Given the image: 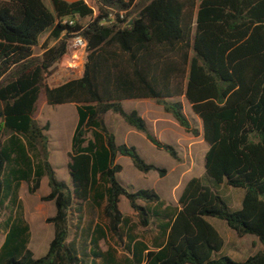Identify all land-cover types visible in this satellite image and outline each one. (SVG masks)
Wrapping results in <instances>:
<instances>
[{"label": "trees", "instance_id": "obj_1", "mask_svg": "<svg viewBox=\"0 0 264 264\" xmlns=\"http://www.w3.org/2000/svg\"><path fill=\"white\" fill-rule=\"evenodd\" d=\"M133 1L47 0L48 6L44 0H0V264H119L112 249H100V226L90 233L88 251L68 242L72 221L80 224L87 206L100 211L118 243L125 238L130 258L124 264H264V0H139L131 7ZM69 20L72 25L64 23ZM76 35L86 41L81 76L47 86L67 40ZM41 97L48 106L71 104L77 114L69 182L56 177L49 161V124L34 118ZM179 97L201 121L206 177L243 189L240 211H230L198 178L183 188L179 211L163 208L153 189L125 187L117 179L120 156L142 173L164 177L167 171L145 162L134 146L117 143L104 115H118L179 161L173 146L156 139L145 120L121 104L155 100L198 136L174 100ZM44 177L49 192L41 200L54 205L45 220L53 237L46 253L34 258L18 191L24 182L34 194ZM120 197L140 227L162 221L155 250L124 231L129 221ZM206 218L224 221L238 237L255 236L262 250L242 262L216 257L223 241Z\"/></svg>", "mask_w": 264, "mask_h": 264}, {"label": "rangeland", "instance_id": "obj_2", "mask_svg": "<svg viewBox=\"0 0 264 264\" xmlns=\"http://www.w3.org/2000/svg\"><path fill=\"white\" fill-rule=\"evenodd\" d=\"M65 1L71 2L73 0ZM138 1L134 0L131 7L135 6ZM44 2L49 6L47 0H44ZM45 39L46 35L40 38L39 46L34 49L35 55L41 54V45ZM83 61L84 57L82 59H74L71 53L65 54L54 67L51 76L45 81V84L52 87L67 80L79 78L82 74ZM73 63L75 66L68 68L69 64ZM139 103L141 101L125 102L123 108L125 110H129V108L139 110V106H141ZM184 111L189 113L190 108L187 106ZM34 118L41 126L45 123L49 124V129L45 132L48 139L49 161L55 170L56 177L59 180L69 182L67 170L68 153L70 152L71 137L77 122L74 106L71 104L48 106L41 97L38 105L35 107ZM114 118L118 119L125 127H128L118 115L108 112L104 115L103 119L108 128H110L109 130L114 125ZM132 143L145 162L158 164L164 166L166 169H170L174 164L168 153L157 151L141 132H137L136 136L132 139ZM116 162L122 166V171L117 175V179L125 187L134 189L152 188L155 191H159L163 197L165 193V197L168 198L174 195V192L171 195L170 190L176 182V174L170 172L166 178L159 179L157 173L154 171L148 173L138 171L127 157H117ZM48 192L49 188L45 177L41 179L40 187L34 194L28 193L27 185L24 182L20 184L18 191V199L22 205L23 216L29 226L30 237L28 248L32 251L34 258H39L46 253L48 244L53 237V227L51 224L46 223L45 220L54 214V205L52 202H43L41 200ZM178 192L179 189L177 188L176 193ZM119 209L124 215L131 211L124 197H120ZM128 220V232L130 235L148 242L150 231L138 225L135 215L129 216ZM95 226H100L105 233V237L99 242L100 249L102 251L112 249L115 252L116 261L119 264H124V259L128 258V254L124 250L125 238L123 243H118L107 231L106 221L100 211L93 207H85L80 224H76L74 220L72 221L68 242L73 241L79 248L85 246L86 251H88L90 248V233ZM3 238L4 231L0 226V246Z\"/></svg>", "mask_w": 264, "mask_h": 264}, {"label": "crops", "instance_id": "obj_3", "mask_svg": "<svg viewBox=\"0 0 264 264\" xmlns=\"http://www.w3.org/2000/svg\"><path fill=\"white\" fill-rule=\"evenodd\" d=\"M174 100L182 103L183 112L187 116L190 123L198 130V136H194L190 132L185 131L170 114L164 112L163 107L155 100H126L121 103L123 108V104L125 102L141 101V103H139L141 105L139 106V110L136 108H129V110L123 109L127 112L135 110L145 120L150 133L159 141L173 146L178 154L180 160L176 161L172 158L174 164L170 169H166L164 166L152 163L156 166L165 168L167 171L164 177H160L157 174L159 179L166 178L170 172L176 174L175 177H177L175 184H173V187L170 190L171 195L172 192H174V195L170 198L165 197V193L163 197L159 191L154 190L163 201V208L170 206L179 211L180 206L178 205V200L183 188L190 179L198 178L201 180L203 185L210 187L212 190L220 194L230 211H240L242 209L244 190L240 188H233L225 184L215 185L206 177L204 170V157L208 150V145L202 137L201 121L192 113L191 107L184 97L175 98ZM187 106L190 108L189 113L184 111ZM113 123L114 125L110 131L114 134L116 142L119 144L124 143L134 146L132 139L136 136L138 131L130 126L125 127L118 121V119L115 118L113 119ZM155 149L157 151H162L157 148ZM177 188L179 189L178 193H176ZM131 215L136 216V214L131 210L125 214L124 217L128 219ZM206 221L216 230L223 241L221 251L216 254V257L224 255L236 262H242L262 250V246L255 236L244 235L242 237H238L233 230L228 228L224 221L216 218H206ZM161 223L162 221L159 220L155 223V225L144 228L150 231V239L148 242H144L137 237L136 239L142 241L150 250H155L158 245H154V242L157 241L160 233L157 226ZM124 231L128 232V226L124 229ZM128 258H130L129 254Z\"/></svg>", "mask_w": 264, "mask_h": 264}, {"label": "built area", "instance_id": "obj_4", "mask_svg": "<svg viewBox=\"0 0 264 264\" xmlns=\"http://www.w3.org/2000/svg\"><path fill=\"white\" fill-rule=\"evenodd\" d=\"M120 17H122V13H119ZM112 17V15H110ZM67 22L69 25H72L73 21H64V23ZM85 48H86V41L81 35H76L67 40V52L71 53V56L74 59H82L85 55ZM75 66L73 64H69L68 68Z\"/></svg>", "mask_w": 264, "mask_h": 264}]
</instances>
